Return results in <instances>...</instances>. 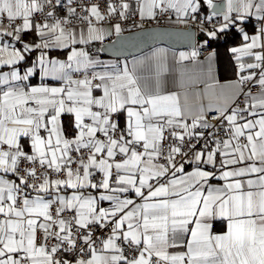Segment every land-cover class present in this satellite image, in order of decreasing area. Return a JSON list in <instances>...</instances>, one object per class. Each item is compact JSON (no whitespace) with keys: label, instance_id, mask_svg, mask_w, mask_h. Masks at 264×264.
Returning <instances> with one entry per match:
<instances>
[{"label":"snow or ice","instance_id":"1","mask_svg":"<svg viewBox=\"0 0 264 264\" xmlns=\"http://www.w3.org/2000/svg\"><path fill=\"white\" fill-rule=\"evenodd\" d=\"M0 264H264V0H0Z\"/></svg>","mask_w":264,"mask_h":264},{"label":"water","instance_id":"2","mask_svg":"<svg viewBox=\"0 0 264 264\" xmlns=\"http://www.w3.org/2000/svg\"><path fill=\"white\" fill-rule=\"evenodd\" d=\"M104 55H105V57L111 58L110 54H104Z\"/></svg>","mask_w":264,"mask_h":264},{"label":"crops","instance_id":"3","mask_svg":"<svg viewBox=\"0 0 264 264\" xmlns=\"http://www.w3.org/2000/svg\"><path fill=\"white\" fill-rule=\"evenodd\" d=\"M105 58H109V57H105ZM129 59H131V57H129Z\"/></svg>","mask_w":264,"mask_h":264}]
</instances>
